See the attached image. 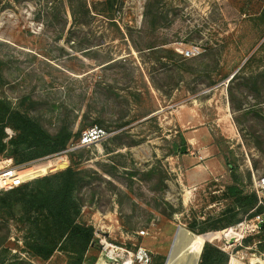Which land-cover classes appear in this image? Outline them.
Listing matches in <instances>:
<instances>
[{"label": "rangeland", "instance_id": "374dc122", "mask_svg": "<svg viewBox=\"0 0 264 264\" xmlns=\"http://www.w3.org/2000/svg\"><path fill=\"white\" fill-rule=\"evenodd\" d=\"M60 2L0 0V98L53 136L71 133L66 149L93 125L108 132L71 150L65 167L33 175L79 171L78 220L95 230L81 264H165L179 229L193 239L184 264H199L205 243L226 240L244 250L246 263L264 259V231L248 227L242 246L238 235L222 234L243 233L245 217L222 227L234 213L226 186L251 191L264 177V0H160L165 17L156 28L144 17L147 0H119L117 26L100 15L75 26ZM192 48L200 52L182 53ZM195 112L212 135L201 139L212 146L207 160L224 170L189 186L182 162L189 151L180 149L193 147L178 121ZM4 200L0 264H66L61 250L34 256L19 207ZM191 224L208 229L198 234ZM212 232L221 236L205 238Z\"/></svg>", "mask_w": 264, "mask_h": 264}, {"label": "trees", "instance_id": "16d2710c", "mask_svg": "<svg viewBox=\"0 0 264 264\" xmlns=\"http://www.w3.org/2000/svg\"><path fill=\"white\" fill-rule=\"evenodd\" d=\"M64 1L69 7L75 26L89 25L98 15L117 26L115 22L119 10L116 6L119 0H100L94 4L88 0H61L60 3L64 4ZM159 2L160 0H147L144 11L146 23L155 28L165 17L156 5ZM260 76L264 77V72ZM9 128L15 135L6 141ZM70 138L71 133L64 137L53 136L38 122L0 98V156L12 157L17 164L33 163L66 150ZM78 174L77 168L70 165L0 193L5 204L19 207L22 218L28 224L30 237L27 245L34 256L47 260L56 250H61L67 254L66 264H81L95 240L93 225L78 220L81 213V206L75 195ZM226 193L233 200V207L229 211L234 213L222 227L241 222L243 219L237 217L240 212L245 215L244 219L264 214V198L260 202L256 192L246 191L234 182L226 186ZM190 229L201 234L208 226L197 230L196 224H191ZM260 230L264 231V223ZM252 239L248 237L244 242L250 243ZM228 261L229 253L205 243L199 264H227Z\"/></svg>", "mask_w": 264, "mask_h": 264}, {"label": "built area", "instance_id": "2783aa9c", "mask_svg": "<svg viewBox=\"0 0 264 264\" xmlns=\"http://www.w3.org/2000/svg\"><path fill=\"white\" fill-rule=\"evenodd\" d=\"M199 52L200 51L198 48H192V49H187L185 51H182V53L187 57L195 56ZM107 136H108V132L105 128L99 125H93L82 131L75 147L63 150L62 152L54 155V156L60 155L55 160H57L58 162L65 160L66 165H67L68 164V153L71 150L92 145L93 143H96V142H99L105 139ZM9 138H11L10 135L6 138V141ZM47 158L49 157H45L38 161H42ZM29 165H32V163L17 164L12 157L0 156V193L13 190L29 182L30 180H32L35 176L30 175L26 171V167ZM251 191L256 192L260 198V202H262V199L264 198V177L259 178L254 181L253 188L251 189ZM263 223H264V214H259L253 218H250V219L245 218L243 220L241 224L242 225L241 230L243 233L241 234L237 233L234 230V227H228L226 229H231L232 232L237 233L236 235H238L241 239L239 244L242 246L241 241L245 236H247L246 229L248 227H254L256 230L259 231ZM210 234H215V233L212 232ZM215 238L217 239L218 237L215 236ZM231 244L232 243L230 241L226 240V243L223 242L222 245L218 246L223 251L229 253L230 257H229L228 264H264V259H259L255 262L251 261L249 263H246L244 261L245 259L244 250L234 252L236 243L234 245H231Z\"/></svg>", "mask_w": 264, "mask_h": 264}, {"label": "crops", "instance_id": "0c3cea01", "mask_svg": "<svg viewBox=\"0 0 264 264\" xmlns=\"http://www.w3.org/2000/svg\"><path fill=\"white\" fill-rule=\"evenodd\" d=\"M200 115L195 112L189 117H181L178 121L179 127L182 129V134L189 144L192 145L193 150L188 149L189 153L183 155L182 162L186 169V181L189 186L201 184L209 178L222 174L224 169H221L217 160H207L206 153H210L211 145H204L202 138H211L209 127L200 125ZM185 197V194H184ZM183 197V201L185 198Z\"/></svg>", "mask_w": 264, "mask_h": 264}, {"label": "water", "instance_id": "95a60500", "mask_svg": "<svg viewBox=\"0 0 264 264\" xmlns=\"http://www.w3.org/2000/svg\"><path fill=\"white\" fill-rule=\"evenodd\" d=\"M188 149L183 145L180 153H187ZM193 246V239L190 235L186 234L184 230L179 229L175 235L170 253L167 257L165 264H184L183 258L190 252Z\"/></svg>", "mask_w": 264, "mask_h": 264}, {"label": "bare ground", "instance_id": "6f19581e", "mask_svg": "<svg viewBox=\"0 0 264 264\" xmlns=\"http://www.w3.org/2000/svg\"><path fill=\"white\" fill-rule=\"evenodd\" d=\"M49 163L48 162H46V163L45 162H39V163H36V164H32V165L37 166L38 168L36 170L34 169V171L31 173V171L28 169L29 167H26V171L30 175H35V174H38L39 171L40 172L47 171V169H48V167L50 165L52 166V169L62 168V167H65L66 166V162L59 163L57 160H52ZM222 232H224V230ZM230 233L233 234V236L235 234H237V233L232 232L231 229H229V231L227 233H222V234H226L227 235V238H231ZM215 236L220 237L221 236L220 232L219 233H215V234H206L205 235V238H207L208 240H212L213 238H215Z\"/></svg>", "mask_w": 264, "mask_h": 264}]
</instances>
